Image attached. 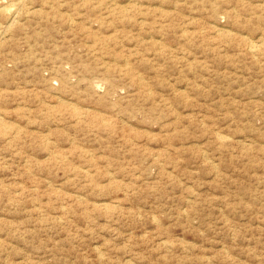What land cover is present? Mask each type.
<instances>
[{"label": "rangeland", "instance_id": "obj_1", "mask_svg": "<svg viewBox=\"0 0 264 264\" xmlns=\"http://www.w3.org/2000/svg\"><path fill=\"white\" fill-rule=\"evenodd\" d=\"M0 36V264H264V0H0Z\"/></svg>", "mask_w": 264, "mask_h": 264}, {"label": "bare ground", "instance_id": "obj_2", "mask_svg": "<svg viewBox=\"0 0 264 264\" xmlns=\"http://www.w3.org/2000/svg\"><path fill=\"white\" fill-rule=\"evenodd\" d=\"M27 3H28V1H27ZM18 6H19V5H18ZM22 7H23V6H22ZM22 7H21V8H22ZM19 9H20V8H19ZM25 9H26V8H25ZM25 9H22V10H25ZM20 12H21V11H20ZM23 13H24V12H23ZM9 14H10V13H9ZM15 15H16V13H15ZM20 15H21V14H20ZM4 16H5V15H3L2 17H4ZM13 17H14V16H13ZM8 20H9V19H8ZM12 20H13V19H12ZM14 21H15V20H14ZM12 23H13V22H12ZM1 35H2V33H1ZM0 37H1V36H0ZM2 38H3V37H2ZM96 85H97V84H96ZM95 87H96V86H95ZM98 88H99V87H98ZM98 88H97V89H98ZM95 90H96V88H95Z\"/></svg>", "mask_w": 264, "mask_h": 264}]
</instances>
